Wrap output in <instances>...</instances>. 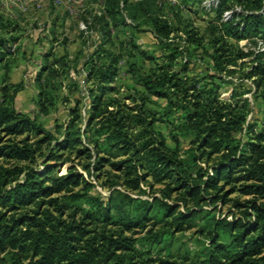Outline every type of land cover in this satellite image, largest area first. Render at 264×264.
<instances>
[{"label":"trees","instance_id":"16d2710c","mask_svg":"<svg viewBox=\"0 0 264 264\" xmlns=\"http://www.w3.org/2000/svg\"><path fill=\"white\" fill-rule=\"evenodd\" d=\"M231 1L245 13L213 26L207 43L191 24L172 27L137 6L161 54L149 55L132 38L121 46L154 60L143 71L130 64L136 86L125 93L113 85L122 54L106 47L111 31L102 16L101 40L82 63L90 85L86 114L75 99L53 131L15 107L23 84L8 72L17 37L0 36V264H264V50L238 44L264 41V0ZM106 7L117 25L119 0ZM190 46L209 57L202 73L189 67ZM69 70L66 54H43L34 79L40 113L55 106ZM244 80L263 108L258 122L247 121L252 104L244 95L252 88ZM65 85L78 90L75 81ZM225 85L232 86L222 98ZM152 98L165 101L160 110L149 106ZM161 123L170 124L174 146ZM78 166L110 191L105 200L90 196L96 184ZM145 184L161 185L159 195L130 194L145 193ZM191 229L207 239L197 256L152 254ZM143 231L140 248L135 235Z\"/></svg>","mask_w":264,"mask_h":264},{"label":"rangeland","instance_id":"374dc122","mask_svg":"<svg viewBox=\"0 0 264 264\" xmlns=\"http://www.w3.org/2000/svg\"><path fill=\"white\" fill-rule=\"evenodd\" d=\"M26 1V5L24 4ZM39 6L30 0H0V36H15L17 42L13 46V54L11 55L9 67V79L12 83L22 82L23 86L14 98L15 107L18 111L29 115L46 129L53 131L54 124H63L66 122L68 115L67 109L74 105V100L79 99L81 102L82 115L86 114L88 107V98L86 88L89 83L85 82V70L82 68V63L86 57L93 51L94 47L101 40V25L100 18L104 16L109 22L110 42L106 47L114 52H121L122 57L119 61V71L113 85L120 92H126L128 88L136 86L132 74L129 72L131 63L135 64L137 71H143L153 66L154 60L143 57L136 50L130 48L121 49L131 38L134 43L149 55L158 57L161 50L158 46L147 15L141 12H136V7L143 4L146 11L152 14L159 15L165 19L172 27H183L180 22L189 23L200 36H203L205 43L213 34V26L218 25L221 21L232 19L233 14L245 13L244 8L232 2L226 1L222 4V0H119L121 15L117 16V25H114L111 18L106 15L107 0H83L81 5L74 7L75 15L68 14L62 5H55L54 0H42ZM23 5V6H22ZM144 10V11H145ZM222 11V17L218 14ZM136 13L137 17H133ZM16 25V30L12 31V26ZM176 33L180 38L182 33ZM182 34V35H180ZM256 43L253 44L250 40H240L238 44L244 48L250 47L255 50H264V41L256 38ZM207 46V45H206ZM190 46L191 57L189 58V67L195 72H200L206 68V63H210L209 57L199 48ZM52 51L55 56L66 54V60L69 65L68 80L55 91L57 96L56 104L50 108L48 114H42L38 110L36 101L38 99V86L35 82V76L42 64L43 54ZM4 71L0 69V80ZM239 73H236L232 78L233 82L240 81ZM230 78V77H227ZM70 80L78 84V90L72 92L67 89L66 85ZM244 85L252 88V91L244 96L248 97L251 102V112L247 116L249 123L258 122L262 117L263 108L258 99H256L252 84L249 80H244ZM232 85H225L222 89L221 97L227 98ZM67 98L68 101L62 103L60 97ZM155 103H150L149 106L154 110H160L165 104L162 99L152 98ZM169 120V119H168ZM159 130L166 138L169 146H174L173 141L169 137L170 124L161 123L158 125ZM244 138V134H239ZM187 142L181 139L180 148L184 149ZM70 162H66L58 168L57 173H63ZM79 171L86 178L91 179L95 184L93 177L82 171L78 166ZM145 193L134 194L142 199H151V195L158 196L157 188L161 185H154L151 189L147 184L142 186ZM110 193L108 189L102 188L98 184L92 189L90 196H101L104 200ZM85 206H91L86 201ZM205 208L207 206H204ZM222 208V207H221ZM229 205L222 208V214H228ZM218 214V213H216ZM231 215H229V218ZM149 229L147 227L145 231ZM157 229V228H156ZM145 232L136 234L139 237L137 245L144 248L146 245L141 240ZM207 244V239L196 233L193 229L176 233L172 242L166 249L158 250L159 247L152 249V254L170 255L180 257L186 254L197 256L204 246ZM161 243L159 246H162Z\"/></svg>","mask_w":264,"mask_h":264},{"label":"built area","instance_id":"2783aa9c","mask_svg":"<svg viewBox=\"0 0 264 264\" xmlns=\"http://www.w3.org/2000/svg\"><path fill=\"white\" fill-rule=\"evenodd\" d=\"M30 1L35 2L37 4V6H39L40 5L39 2H41L42 0H30ZM82 1L83 0H54V4L55 5H62L64 7V10L67 11L68 14L75 15L76 10L74 7L81 5ZM23 4H24V7L27 6L26 1Z\"/></svg>","mask_w":264,"mask_h":264}]
</instances>
